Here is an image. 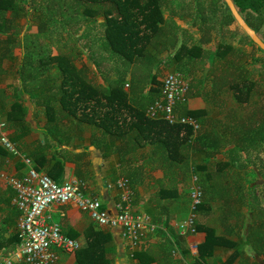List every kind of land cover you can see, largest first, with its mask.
Listing matches in <instances>:
<instances>
[{"label":"trees","instance_id":"1","mask_svg":"<svg viewBox=\"0 0 264 264\" xmlns=\"http://www.w3.org/2000/svg\"><path fill=\"white\" fill-rule=\"evenodd\" d=\"M163 1L27 0L22 3L21 0H0V75L3 73L2 62L14 59L11 52L18 47L23 56L13 69L17 76V89L26 94L35 106L42 107L45 133L60 131L58 125L63 122L68 124L70 119L90 124L96 129L90 138L94 146H98L100 151L112 150L118 165L129 164L126 155L148 146L150 157L133 168L122 167L120 174L129 183L136 184L141 181V176L147 175L156 166H164L159 194L167 198L165 203L175 195L176 185L185 182L189 172L204 171L199 177L203 199L197 207L219 201L222 206L219 221L234 219L233 225L224 229L229 233L232 228L241 229V234L243 230V242L254 255L262 254L264 258V206L259 204L257 197L246 201L245 194L253 184L245 179L250 171L249 157L252 154L257 157L264 152V104L251 105V114H238L236 126L224 127L222 135L206 131L199 123L198 129L193 132L187 125L168 124L163 119H149L144 115L145 106L159 89L156 75L150 72L153 56L173 46L176 41L172 32L167 34L161 11ZM232 2L248 26L256 32L251 14L264 9V0ZM213 3L214 0H209L210 5ZM213 11L214 6L211 8ZM98 15L102 17L99 22L96 19ZM221 17L223 24L233 21L229 13ZM21 18L25 20L19 24ZM201 19V24H197L198 31L202 32L199 43H206L213 24L204 22L206 17L203 15ZM96 25L100 28L94 39L97 51L108 53V58L115 57L121 65L117 77L112 80L106 78V84L94 83L85 64L77 66L75 62L81 57L83 47L94 48L93 41L89 40L93 38ZM22 28L24 32L19 35ZM244 37L254 45L246 35ZM77 39H82V45L77 44ZM197 46L179 44L170 61L174 63L183 54L187 57L199 55L200 46ZM234 54L230 44L219 42L211 55L205 53L203 56L204 59L210 57L211 67L218 73L212 80V87L216 88L224 81L236 102L247 107L256 92L254 80L246 76L243 67L234 65L230 59ZM103 59L99 54L94 61ZM217 61H221L220 66ZM222 63L227 64V70ZM124 70L129 76L127 90L122 86ZM207 72L212 73L210 68ZM257 93L260 98V92ZM0 96L5 98L1 90ZM182 113L192 116L197 122L200 111L183 110ZM23 115L21 103L16 97L5 114L8 127L19 126L24 121ZM193 134V139L189 140ZM13 136L9 139L13 140ZM191 151L202 153V164L191 162ZM40 158L39 154L34 159ZM259 167L261 170L256 177H261L263 181L264 161L260 159ZM245 204L247 215L241 212ZM195 228L205 233L202 245L198 246V257L203 258L219 242V238L210 227L196 224ZM230 259L231 256L221 264H228ZM253 264L259 263L254 260Z\"/></svg>","mask_w":264,"mask_h":264},{"label":"crops","instance_id":"2","mask_svg":"<svg viewBox=\"0 0 264 264\" xmlns=\"http://www.w3.org/2000/svg\"><path fill=\"white\" fill-rule=\"evenodd\" d=\"M163 19H166L164 15ZM170 20L180 29L177 28L178 35L187 27L176 16H172ZM189 32H192L193 39L198 37L196 28ZM213 36L214 34L211 36L212 41L199 47L200 54L201 51L206 50L209 56L215 50L218 40L214 41ZM231 46L233 47V44ZM169 53L170 50L163 55L168 59L170 55L165 54ZM200 54L195 57H187L183 54L174 63L169 61L168 68L185 74L188 88L184 110H199L197 123L202 124L206 131H214L222 135L224 127L236 126L241 107L234 99L232 91L225 86L224 81L216 88L212 87V80H215L218 73L211 67L209 57L205 60L203 67L191 66V64L196 65L193 61L199 60ZM1 68L6 71L3 64ZM209 68L211 72L214 70L211 74L207 72ZM17 85V76L13 69L12 73L0 75V90L5 97L0 96V115L7 123L8 137L17 135L11 140L17 150L30 158L35 168L46 172L57 182H79L85 192L96 196L101 206L112 214L117 199V189L113 185L118 178L122 177L121 168L126 166L133 168L134 165L148 159L151 155L148 152V146L131 155H126L125 158H128L129 164L118 165L112 150L100 151L98 146H94L90 138L96 133V129L90 124L77 123L74 119H70L68 124L63 122L58 125L60 131L55 132L59 133L58 136L54 132L45 133L42 107L35 106L26 94L17 89ZM8 88H11V91H7ZM16 93L17 95H12ZM16 97L21 103L24 121L19 126L10 128L5 114L9 110L11 101ZM244 108L252 109V107ZM20 131L23 132L20 133ZM194 134L189 140L193 139ZM1 149L0 174L21 177L25 171L21 159ZM39 154L42 158L34 159ZM220 155L217 154V156ZM190 157L194 164L200 165L204 161L200 152L191 151ZM208 159L212 161V157ZM163 168L164 166H156L147 175L141 176L139 183H130L133 192L131 208L135 213L147 216L155 225L152 232L145 234L131 248L122 239L120 227H97L86 212L68 204L53 203L49 212L50 220L59 225L63 234L75 238L80 244V247L72 254L56 250L55 264H221L229 256L231 259L228 264H253L257 257L243 242L244 233L241 234V229L235 228H232L230 233L227 232L224 227L232 226L234 219L227 222L219 221L217 213L213 212L214 207H211L213 202L196 208L194 224L210 227L214 235L219 238V242L203 258L198 257V246L202 245L205 239L204 231L196 229L193 233L179 232V226L186 224L191 212L186 193L189 180L187 185L186 180L178 183L175 195H172L168 199L169 202L165 203L164 199L167 198L159 194L160 182L164 178ZM203 172L200 171V174ZM12 198L13 190L4 183L3 179H0V258L9 255L18 244L15 228L17 212ZM241 212L243 214L247 212L246 206L241 207ZM158 220L161 222L159 223ZM163 220H165L164 225H162ZM192 245L196 247L194 254L190 251ZM262 260L264 264V259ZM13 264L24 263L14 261Z\"/></svg>","mask_w":264,"mask_h":264},{"label":"built area","instance_id":"3","mask_svg":"<svg viewBox=\"0 0 264 264\" xmlns=\"http://www.w3.org/2000/svg\"><path fill=\"white\" fill-rule=\"evenodd\" d=\"M187 88L182 73L166 71L160 79L157 95L145 106L144 115L149 119H163L168 124H184L195 132L198 129L196 120L182 113L187 102ZM0 147L8 154L19 157L25 166L21 177L0 174V179L13 190L12 203L18 212L15 224L18 244L9 255L0 258V264H13L14 261L55 264L56 250L72 254L80 247L78 240L63 234L59 225L50 220L49 212L53 203L68 204L86 212L97 227H120L121 237L130 248L155 229L147 216L135 213L131 208L133 192L125 177L114 182L117 199L111 214L101 206L96 196L85 192L79 182L59 183L46 172L36 169L32 160L21 154L9 139L7 123L1 116ZM187 199L191 212L186 224L179 226L181 234L196 230L194 214L202 202L203 190L195 172L190 174ZM190 251L192 254L196 252L195 245L191 246Z\"/></svg>","mask_w":264,"mask_h":264},{"label":"rangeland","instance_id":"4","mask_svg":"<svg viewBox=\"0 0 264 264\" xmlns=\"http://www.w3.org/2000/svg\"><path fill=\"white\" fill-rule=\"evenodd\" d=\"M26 1L27 0H21L22 3ZM212 6H214L213 12H211ZM161 11L163 15L166 17V19H164V24L166 26V30H168L167 34L172 32V34L176 38L175 39L176 41H175V44H173V46L167 47V49H165L158 55H154V56L152 55L153 61L150 66V72L156 75V77L158 78L157 81L159 82V84H160V79L162 75L166 71L169 70L168 67L170 66L169 61H170L171 55L178 48L179 44L182 43L186 46H192L196 44L201 47L203 44L207 43V42L199 43V38L202 32L198 31L197 24L198 22L201 24V21L203 20L201 19V15H203L204 17H206V20L204 22L208 21L209 24L211 23L213 24V28L208 34L209 35L208 41H212L211 36L214 34L213 38H214V41L215 39L216 41L218 40L217 43L222 42V43H228L230 45L233 44L235 54H234V57L230 56L231 61L234 63V65L238 64L241 67H243V69L246 71V76L254 80V86H255L256 92L254 96H251L250 98L251 101L249 102L247 107L249 108L252 107L253 109V106L251 105H253L254 103L259 104V105L264 104V53L260 49H257L255 45L249 44L248 40L244 37L245 34L237 27L234 21H232L230 24H225V23L223 24L221 22L222 14H225L228 12L224 10V5L220 0H214V3L212 5L209 4V0H164L161 6ZM172 16H176L177 19H179L180 21L184 22L187 25L186 29H182V31L180 32L181 34L179 35L177 34V30L179 28L176 25L172 24L171 22L172 20H170ZM96 19L99 22L102 20V17L98 15ZM24 20H25L24 18H21L19 20V24L23 23ZM251 20L254 22L255 27L257 29L256 34L264 41V9H259L258 11L253 12L251 14ZM194 28H196V31L198 33V37L196 39L195 38L193 39L191 35L192 32H189L191 29H194ZM99 31H100V28L96 25L93 38L91 37V39L89 40L90 42L93 41L94 48L87 49V47H83L81 49V57H79V59L75 62L77 66L81 64H85V66L89 70L90 76H92V80L94 83L106 84V81H107L105 80L106 78H108V80H112L117 77L119 70H121V65H120V62H118V60L115 57L110 56L108 58V55H109L108 53L97 51L94 39L98 36ZM21 32L22 33L24 32L23 28L20 29V32H18L19 35ZM204 35H206V33ZM83 40H84V37H83ZM76 42L77 44L82 45L81 43L83 41L82 39H77ZM93 49L96 51H93ZM169 50H170V53L165 54V55H170V58L167 59V57L164 56L163 53ZM203 51L204 52L201 51V54L207 53L205 52L206 50H203ZM11 53L14 59H12L11 61L2 62L4 69L6 68V71L3 70L4 76L6 74L12 73V69L15 68L16 63L23 56V52L18 47L13 48ZM99 54H101V56H103L104 59L99 60V61L97 60L94 61V58ZM203 55L199 56V60L196 59L193 61V63L196 64L193 67L195 68L203 67L204 62L206 60L204 59ZM208 59H210V57ZM217 64L218 66H220L221 61H217ZM222 67H224L227 70V64L222 63ZM236 69L237 68L235 67V70ZM123 72L125 73L126 71L124 70ZM180 73L182 72L180 71ZM182 75L185 77L184 73H182ZM124 78L125 80L122 82V86L127 90L128 84L126 81L129 78L127 72L125 73ZM153 86H156V84H153ZM6 90L11 91V88H8ZM257 91L260 92L259 93L260 98H259ZM145 92L146 90L144 91V93ZM240 107H241V110H244V111L239 110L240 112V113L238 112L239 114L241 115L251 114L252 109L246 110V108H244L242 105H240ZM263 147H264V143H263ZM190 155L191 153L189 152V157ZM259 159L261 162L264 161V152H261L259 156L257 157H255L253 154L249 157L250 163L248 164L249 166L248 169L250 171H249V174L245 177V179L247 178L253 184L248 187L245 194L247 195L246 201H248L250 198L257 197L259 204L264 206V179L262 181L261 177H256L258 176L256 173L259 172V170H261V168L259 167ZM191 162L194 163L193 161ZM195 173H197L198 176L201 177L200 173L198 172H195ZM190 174L191 173L189 172V174L186 177L187 178L186 185L190 178ZM200 185H202V183ZM212 202L213 204L211 205V207H214L213 212L214 213L216 212L217 218H219L221 216L220 211H221L222 206H220L219 201H211L210 203ZM243 206H246L247 208L246 204ZM245 214L247 215V212H245ZM243 232L244 231L242 230V233ZM259 255L256 256L257 259L255 260L259 264H263L262 263L263 255L260 257Z\"/></svg>","mask_w":264,"mask_h":264},{"label":"water","instance_id":"5","mask_svg":"<svg viewBox=\"0 0 264 264\" xmlns=\"http://www.w3.org/2000/svg\"><path fill=\"white\" fill-rule=\"evenodd\" d=\"M221 2L224 5V10L230 14L237 27L256 47H258L261 51H264V41L250 26H248L242 14L239 13L237 6L232 2V0H221Z\"/></svg>","mask_w":264,"mask_h":264}]
</instances>
